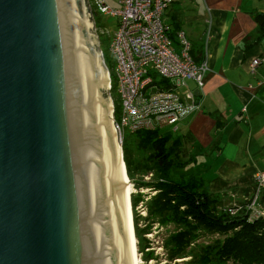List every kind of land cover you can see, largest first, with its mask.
<instances>
[{
	"label": "water",
	"instance_id": "obj_1",
	"mask_svg": "<svg viewBox=\"0 0 264 264\" xmlns=\"http://www.w3.org/2000/svg\"><path fill=\"white\" fill-rule=\"evenodd\" d=\"M110 91L89 0H0V264H135Z\"/></svg>",
	"mask_w": 264,
	"mask_h": 264
},
{
	"label": "crops",
	"instance_id": "obj_2",
	"mask_svg": "<svg viewBox=\"0 0 264 264\" xmlns=\"http://www.w3.org/2000/svg\"><path fill=\"white\" fill-rule=\"evenodd\" d=\"M259 15H264V0H176L165 13L177 52V34L184 31L193 58L206 59L209 73L202 90L188 82V90L200 91V111L187 116L176 133H161L181 140L184 159L208 184L219 179L246 193L264 171V89H253L264 79ZM256 59L262 64L251 74L249 65Z\"/></svg>",
	"mask_w": 264,
	"mask_h": 264
},
{
	"label": "trees",
	"instance_id": "obj_3",
	"mask_svg": "<svg viewBox=\"0 0 264 264\" xmlns=\"http://www.w3.org/2000/svg\"><path fill=\"white\" fill-rule=\"evenodd\" d=\"M256 19L264 39V15ZM115 114L118 118L119 104ZM123 151L130 180L153 177L145 185L136 182L137 188L156 192L146 203L145 228L137 211L143 195L131 197L135 237L146 262L155 251L146 235L158 225L168 230L162 247L169 262L190 258L189 264H264V220L250 221L248 211L237 216L224 211V192L234 187L219 179L208 184L184 159L178 137L161 131L127 133Z\"/></svg>",
	"mask_w": 264,
	"mask_h": 264
},
{
	"label": "built area",
	"instance_id": "obj_4",
	"mask_svg": "<svg viewBox=\"0 0 264 264\" xmlns=\"http://www.w3.org/2000/svg\"><path fill=\"white\" fill-rule=\"evenodd\" d=\"M175 2L121 0L120 6L114 8L104 0H89L94 17L101 14L118 22L115 34L110 37V51L119 104L115 125L122 145L127 133L165 129L176 133L187 116L201 109L195 93L188 90V82L193 81L202 90L209 65L206 59L197 62L193 58L192 44L184 31L177 34L181 48L177 52L171 27L165 20L166 11ZM261 64V59L253 60L249 72L256 74ZM255 88L264 89V79ZM254 184V190L242 195L243 204L233 200L224 206V211L232 216L248 211L250 221L264 220V171L254 176Z\"/></svg>",
	"mask_w": 264,
	"mask_h": 264
},
{
	"label": "rangeland",
	"instance_id": "obj_5",
	"mask_svg": "<svg viewBox=\"0 0 264 264\" xmlns=\"http://www.w3.org/2000/svg\"><path fill=\"white\" fill-rule=\"evenodd\" d=\"M105 1V0H104ZM111 1L112 6L111 7H115L118 8L117 6V1L118 0H108ZM106 2V1H105ZM95 21H96V28L99 32L100 35V41H101V49L104 53V59L106 62V65L109 69V72L111 74V86L112 89L110 91L111 93V97L113 99V104H114V118L115 120H117V116L115 114L116 108L118 107V99L116 96V93L114 92V87L116 85V71H115V64H114V60L112 58V54L110 51V37H112L116 30H117V19L109 17V16H103L101 14H96L95 17ZM159 81L160 78H159ZM192 167L195 168V165H191ZM137 180L136 182L140 183L142 182V185H145L146 183H149L152 181L153 177L152 176H145V178L143 179L142 176H136ZM130 179V178H129ZM131 185H132V196H139L138 194L141 193L143 195V201L140 203L139 207L137 208L138 213H140L141 215V220H140V227L141 228H145L146 225H148L147 222V211H146V203L150 200V197L154 196L156 194V192L150 188H142L140 187L137 188L136 187V182L133 180H130ZM141 186V185H140ZM255 185L252 184L251 185V191L254 190ZM230 190L224 192L225 193V197H226V206L230 205L231 202L234 200L235 202H238L239 204H243V198L242 195L244 190L240 191L241 189H236V187L234 188H228ZM264 205V202H263ZM133 209V208H132ZM134 210H132L133 212ZM133 220H134V213H133ZM167 229L166 228H161L158 225L154 226L152 228V230L149 232V234L146 235L147 243L149 242V244L151 243L153 246L152 248L155 250L154 251V257L153 259H151V261L146 262L144 260V256L142 253H140L139 249H138V238L137 240V251H138V259H139V264H189V260L190 258H186V259H178L175 262H169L167 261V257H166V253L165 250L162 247V243L163 240L165 238V235L167 234Z\"/></svg>",
	"mask_w": 264,
	"mask_h": 264
},
{
	"label": "bare ground",
	"instance_id": "obj_6",
	"mask_svg": "<svg viewBox=\"0 0 264 264\" xmlns=\"http://www.w3.org/2000/svg\"><path fill=\"white\" fill-rule=\"evenodd\" d=\"M118 143V142H117ZM121 150V146L118 144ZM121 157H122V150H121ZM122 164H123V178H124V184H125V192H126V200H127V207L129 211V216L131 220V227H132V250H133V257H134V262L135 264H139V259H138V251H137V240L135 237V230H134V222H133V212H132V204H131V195H132V185L130 182V179L127 175V169L124 160L122 159Z\"/></svg>",
	"mask_w": 264,
	"mask_h": 264
}]
</instances>
